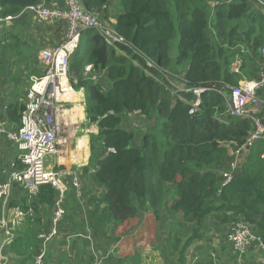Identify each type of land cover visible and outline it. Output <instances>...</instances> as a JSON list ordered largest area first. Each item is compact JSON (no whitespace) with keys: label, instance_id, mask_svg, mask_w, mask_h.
<instances>
[{"label":"trees","instance_id":"obj_1","mask_svg":"<svg viewBox=\"0 0 264 264\" xmlns=\"http://www.w3.org/2000/svg\"><path fill=\"white\" fill-rule=\"evenodd\" d=\"M37 1L0 0V16L16 15ZM252 1L116 0L111 32L120 41L109 46L95 29L82 32L69 75L77 76L73 88H83L88 120L97 127L90 161L97 166L93 181L103 192L92 221L111 223L116 241L137 229L140 212L156 219L165 212L176 216L178 228L189 227L184 243L180 230L167 237L168 254L182 258L213 213L219 222L250 225L264 243V142L247 147L230 182L222 184L220 172L233 158L224 144L242 146L252 122L226 113L224 97L211 89L199 95V108L190 113L198 96L186 91L236 86L240 75L231 71L236 57L247 79L257 76L264 16ZM80 2L105 19L112 14L109 0ZM252 61L256 66L247 65ZM98 72L106 91L91 79ZM22 108L9 111L17 124ZM124 114L141 116L143 128L126 124ZM257 116L264 124V112ZM37 230L38 220H28L11 241L24 262L39 246Z\"/></svg>","mask_w":264,"mask_h":264},{"label":"crops","instance_id":"obj_2","mask_svg":"<svg viewBox=\"0 0 264 264\" xmlns=\"http://www.w3.org/2000/svg\"><path fill=\"white\" fill-rule=\"evenodd\" d=\"M65 1L38 0L37 2H43L50 8L63 11L66 8ZM98 16L100 21L105 19L102 12L98 13ZM12 17L11 20L0 22V128L3 131L0 133V183L7 180L12 169L21 166L15 144L5 133L13 130L18 123L14 120L17 115H10L9 111L21 105L23 107L29 77L40 75L44 67L39 59L40 51L58 45L65 38L69 24V21L62 17L37 20L34 12L26 8ZM114 19V16H111L108 22L114 23ZM263 63L262 57L259 68ZM247 65L254 67L256 62H247ZM246 73L240 67L237 73L240 75L238 82L248 78ZM84 74L85 72L82 75L85 76ZM94 77L104 81L102 84L96 83L103 88L102 91H106L108 84L104 74L98 72L91 79L93 80ZM86 78H90L88 73ZM76 82L77 76H73L69 81L72 87ZM256 97L259 101L256 108L258 115L264 112V88L257 90ZM87 117L83 88L71 89L60 101L58 122L61 127L58 130L60 141L58 153L45 160L48 168L59 172L66 192L65 212L56 226L57 234L51 240L41 243L45 251L43 264H90L94 260L99 261L100 264L257 263L259 252L256 250L238 255L225 238L230 223L217 221L214 213L206 218L200 229V237L190 243L182 258L178 252L168 254L169 248L166 246V236H169L170 232L168 229L170 225L177 226L176 216L169 213H160L158 219L153 215L155 224L148 226L146 216L152 214L140 212L137 229L121 235L120 241L114 239L111 223L95 226L92 212L96 208L97 199L103 188L93 181L97 166L90 161L91 141L97 134V127L95 126L96 130L88 129V126H85ZM224 147L227 151L232 149L229 144H224ZM43 186H39L38 191L32 196L23 187L14 186L9 197L0 200V220H6L8 226L13 225L15 235L23 234L28 222V218L21 217L16 224L10 222L12 207L16 205L22 208L27 204L31 206L38 220L37 231L45 229L49 224L54 194L50 186L46 187L50 190L43 189ZM178 229L183 233V237L181 235L180 238L182 237L184 243L189 227ZM184 230L187 232L186 235ZM116 234H119L118 230ZM146 236L150 237V240L145 245ZM10 244L11 242L2 248L0 264H32V258L24 262V254L21 257L20 254H15Z\"/></svg>","mask_w":264,"mask_h":264},{"label":"built area","instance_id":"obj_3","mask_svg":"<svg viewBox=\"0 0 264 264\" xmlns=\"http://www.w3.org/2000/svg\"><path fill=\"white\" fill-rule=\"evenodd\" d=\"M66 10L60 11L46 6L43 2H36L26 9L34 12L37 20H46L53 17H62L68 20V32L65 38L56 46L40 51V62L46 68L41 75H31L29 86L23 108L20 112V123L13 130L5 133L14 142L18 152V161L21 166L12 169L5 182L0 183V200L9 197L14 186H21L32 196L38 191L39 186L48 185L53 190V210L49 218V224L45 229L38 231L37 238L39 246L31 259L32 264H43L45 251L41 243L51 240L56 234V226L64 215V200L66 187L60 179L59 172L46 166L45 160L48 156L58 153V114L60 101L71 91L67 76L69 73V61L80 49L82 32L87 29H95L100 35L104 36L109 46L112 42L121 39L114 36L109 27H105L99 20L97 14L87 11L80 0H66ZM253 5L258 12L264 16V0H253ZM91 16L92 18L88 17ZM12 16L0 17V22L11 20ZM76 18V20H75ZM81 18V19H77ZM260 53L264 58V42L260 48ZM241 59L236 57L232 63L231 71L239 73ZM90 65L87 66V69ZM219 87H197L186 89L197 95L198 98L193 102L190 113L198 110L201 103L199 95L207 90H215L222 95L227 103L226 113L240 119H248L252 122L251 129L242 146L229 149L233 158L228 162L226 169L220 172L223 183L230 182L232 175L237 171V161L247 147L252 146L257 141L264 142V124L257 116L256 108L259 104L256 91L264 88V63L254 78H243L236 86L220 83ZM133 116L132 114H124ZM137 117L138 115H135ZM143 119V118H142ZM3 132L0 128V133ZM264 159V152L261 153ZM28 218L29 221L36 219L35 212L28 205L22 208L18 205L12 207V224H16L19 218ZM0 229L3 230L0 240V253L2 248L9 244L15 237V227L8 226L6 220H0ZM226 241L232 248L239 252V256L248 251L256 250L258 254L256 264H264V243L255 234L251 226L241 221L230 223L225 234ZM5 263V262H4ZM90 264H100L94 260Z\"/></svg>","mask_w":264,"mask_h":264},{"label":"rangeland","instance_id":"obj_4","mask_svg":"<svg viewBox=\"0 0 264 264\" xmlns=\"http://www.w3.org/2000/svg\"><path fill=\"white\" fill-rule=\"evenodd\" d=\"M75 2H76V0H74ZM109 4H110V8H111V12H112V14H111V16H114V18H115V11H114V8L117 6V4H116V0H109ZM67 8V7H66ZM66 8L64 9V10H66ZM89 13H91V14H97L98 15V12H96L95 10L93 11V10H91V11H89ZM110 16V17H111ZM88 17L89 18H92V19H94L93 17H91V16H89L88 15ZM77 19H81V18H77ZM75 20H76V18H75ZM94 20H97V19H94ZM98 21V20H97ZM109 21V19H107V21L105 20V19H103V21H100L106 28L107 27H109L110 29H112V23H109L108 22ZM69 25V24H68ZM174 44V43H173ZM45 49H48V48H44V49H42V50H45ZM90 68L91 67H89L88 69H87V66L85 67V71H89L90 70ZM45 71H46V68L45 67H43V70H42V73L41 74H43V73H45ZM40 74V75H41ZM85 75V77H87V73H85L84 74ZM76 77L74 74H71V75H69V73H68V76H67V79H68V81H70L71 80V78L72 77ZM93 80H94V82H99V83H103L104 81H101V78H98V79H96L95 77L93 78ZM261 90V89H260ZM257 96V91H256V94H255V97ZM88 118V117H87ZM123 121L126 123V124H130V125H132V126H134V127H137V128H140V129H142L143 127L141 126V122L143 121V119H142V117L140 118V117H137V116H135V115H133V116H128V115H126V117L125 118H123ZM145 123H147L148 121H144ZM88 126V129H95L96 130V128H95V124H93V123H91L88 119H87V121H86V123H85V126ZM60 127H61V125H60ZM60 127H59V130H60ZM229 151V150H228ZM230 153V152H229ZM49 157V156H48ZM143 216V215H142ZM146 222H147V224H148V226H154V224H155V222H154V219H153V215H151V216H146ZM131 223V222H130ZM173 223V222H172ZM119 229V228H118ZM117 229V230H118ZM177 230H179L178 228H177V226L176 225H170V227H169V229H168V231H170L169 232V235L170 236H172V237H174L177 233H178V231ZM179 236H181V235H179ZM167 237L168 236H166V239H167ZM175 238V237H174ZM150 240V237H148V236H146L145 237V245L147 244V242ZM146 247V246H145ZM171 258H174V256H170Z\"/></svg>","mask_w":264,"mask_h":264},{"label":"water","instance_id":"obj_5","mask_svg":"<svg viewBox=\"0 0 264 264\" xmlns=\"http://www.w3.org/2000/svg\"><path fill=\"white\" fill-rule=\"evenodd\" d=\"M3 233V230L2 229H0V236H1V234ZM238 253V255H239V252H237Z\"/></svg>","mask_w":264,"mask_h":264}]
</instances>
